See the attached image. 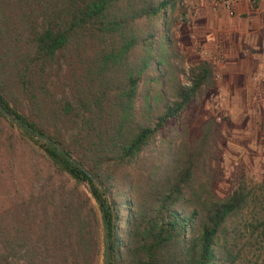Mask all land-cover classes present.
I'll return each instance as SVG.
<instances>
[{"label": "trees", "instance_id": "16d2710c", "mask_svg": "<svg viewBox=\"0 0 264 264\" xmlns=\"http://www.w3.org/2000/svg\"><path fill=\"white\" fill-rule=\"evenodd\" d=\"M181 1L0 0V104L31 152L26 191L0 160V264H239L251 190L215 194V118L189 135L214 74L180 79Z\"/></svg>", "mask_w": 264, "mask_h": 264}, {"label": "rangeland", "instance_id": "374dc122", "mask_svg": "<svg viewBox=\"0 0 264 264\" xmlns=\"http://www.w3.org/2000/svg\"><path fill=\"white\" fill-rule=\"evenodd\" d=\"M191 4L190 0H182L172 11L175 19L172 35L176 48L182 55L185 70L180 74V79L186 82L188 68L202 59L211 61L214 78L213 84L185 112V116L191 118L189 135L198 134L200 125L209 117L215 118L218 124L217 137L212 141L206 159L216 174L214 192L223 197L239 181H244L249 186L251 194L248 205L235 223L242 248L239 264H264V80L256 77L259 70H264V25L258 38L251 36L250 41L255 44L258 41L259 46L254 56L233 57L228 55L229 51L225 47L219 46L220 50H215L212 45L202 47L200 40L197 44L192 43L191 39L195 37L190 36L189 26L195 21L199 11ZM252 5L254 7L255 2ZM253 13L244 12L237 17L240 22L252 24ZM248 34L251 35V32ZM235 42L238 48V41ZM246 42L247 39L242 38L239 45L247 47ZM215 51L223 54L222 61H216ZM19 134L24 135L16 122L8 118L0 122V139L8 138L1 139L5 145L0 143V160L13 161L16 180L20 188L26 191L31 173V152L26 145L22 146L15 141L14 138H18ZM29 140L42 150L40 142L37 143L30 137ZM81 188L89 195L86 182H81Z\"/></svg>", "mask_w": 264, "mask_h": 264}, {"label": "crops", "instance_id": "0c3cea01", "mask_svg": "<svg viewBox=\"0 0 264 264\" xmlns=\"http://www.w3.org/2000/svg\"><path fill=\"white\" fill-rule=\"evenodd\" d=\"M191 6L198 8V16L189 26L191 29L190 36L193 44H197L200 40L202 47L215 46L225 47L233 57L249 56L252 58L259 49L258 41L252 42L251 36H260L264 25V0H230L232 10H227L222 1L218 0H190ZM218 1V2H217ZM195 2V3H194ZM252 2H255L253 7ZM194 3V4H193ZM244 12H254L251 16V23L240 22L239 16ZM248 20V19H247ZM239 24H238V23ZM251 32V35L248 34ZM258 34V35H257ZM247 39V47L240 44L241 39ZM212 39V40H211ZM238 41V48L236 42ZM235 62L236 60H232Z\"/></svg>", "mask_w": 264, "mask_h": 264}, {"label": "water", "instance_id": "95a60500", "mask_svg": "<svg viewBox=\"0 0 264 264\" xmlns=\"http://www.w3.org/2000/svg\"><path fill=\"white\" fill-rule=\"evenodd\" d=\"M0 113L2 114V115H4L6 118H8V119H10L12 122H16V119L13 117V115L11 114V113H9L1 104H0ZM42 138L46 141V142H52V140L48 137V136H42ZM54 144V146H56L59 150H61V146L58 144V143H56V142H54L53 143ZM68 156L71 158V160H73V161H75V158L74 157H72V156H70L69 154H68ZM77 164H78V166L81 168V169H83L87 174H89V171L82 165V164H80L79 162H77ZM106 241H107V239H106ZM107 261H108V256H107V254L105 253V260H104V264H107Z\"/></svg>", "mask_w": 264, "mask_h": 264}, {"label": "built area", "instance_id": "2783aa9c", "mask_svg": "<svg viewBox=\"0 0 264 264\" xmlns=\"http://www.w3.org/2000/svg\"><path fill=\"white\" fill-rule=\"evenodd\" d=\"M223 5L225 6V8H227V10H232V3L230 0H222ZM215 55H216V61H222L223 60V54H221L219 51H215ZM256 77L260 80H264V70H259L256 74ZM219 119V117H218Z\"/></svg>", "mask_w": 264, "mask_h": 264}]
</instances>
